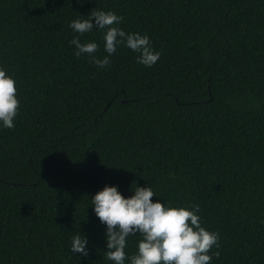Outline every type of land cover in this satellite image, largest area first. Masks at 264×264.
<instances>
[{"label": "trees", "instance_id": "obj_1", "mask_svg": "<svg viewBox=\"0 0 264 264\" xmlns=\"http://www.w3.org/2000/svg\"><path fill=\"white\" fill-rule=\"evenodd\" d=\"M93 8L159 60L137 64L125 45L105 68L77 57L68 25ZM103 31L80 35L99 59ZM0 68L20 101L15 127L0 125V264H114L91 198L136 184L199 206L219 233L211 264H264V0H0Z\"/></svg>", "mask_w": 264, "mask_h": 264}, {"label": "clouds", "instance_id": "obj_2", "mask_svg": "<svg viewBox=\"0 0 264 264\" xmlns=\"http://www.w3.org/2000/svg\"><path fill=\"white\" fill-rule=\"evenodd\" d=\"M122 16L113 11L91 9L87 18L74 19L69 27L83 35L94 28L104 30V49L108 53L99 59L95 53V42H84L80 35L74 36L69 43L75 46V55H88L91 62L99 68L111 64L110 56L116 52L118 45H125L138 53L137 64L152 67L161 53L154 50L147 35L126 33L117 27ZM20 101L17 98L15 80L0 68V125L13 129L14 120L19 112ZM132 190V189H131ZM134 195L123 196L115 185H105L91 198L92 207L100 222L106 224V257L114 264H211L212 255L208 253L215 246L219 248V233L210 232L201 226L198 215L199 206L185 207L165 206L159 200L153 202L156 193L151 187L137 186ZM139 234L136 254L126 257L127 237ZM88 240L85 235L72 237L71 251L88 255ZM217 258L220 253H213Z\"/></svg>", "mask_w": 264, "mask_h": 264}]
</instances>
